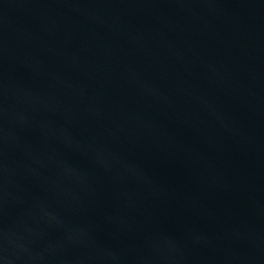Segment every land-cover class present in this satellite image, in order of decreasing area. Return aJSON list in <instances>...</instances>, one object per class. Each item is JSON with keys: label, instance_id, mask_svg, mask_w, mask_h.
<instances>
[{"label": "water", "instance_id": "95a60500", "mask_svg": "<svg viewBox=\"0 0 264 264\" xmlns=\"http://www.w3.org/2000/svg\"><path fill=\"white\" fill-rule=\"evenodd\" d=\"M0 264H264V0H0Z\"/></svg>", "mask_w": 264, "mask_h": 264}]
</instances>
